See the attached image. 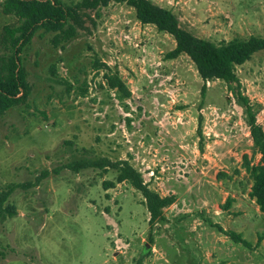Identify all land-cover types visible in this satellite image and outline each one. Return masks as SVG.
<instances>
[{"label":"rangeland","instance_id":"obj_1","mask_svg":"<svg viewBox=\"0 0 264 264\" xmlns=\"http://www.w3.org/2000/svg\"><path fill=\"white\" fill-rule=\"evenodd\" d=\"M150 1L216 44L264 36V0ZM16 23L0 2V35ZM87 26L61 48L36 34L22 55L28 104L0 115V194L25 186L8 201L16 215L0 220V264H264V214L245 169V157L256 166L261 155L235 85L205 83L186 55L167 59L174 38L126 4L101 8ZM111 73L130 98L108 87ZM236 73L264 130V51ZM103 158L128 161L151 190L176 197L164 223L150 228L141 193L114 171L66 167Z\"/></svg>","mask_w":264,"mask_h":264},{"label":"trees","instance_id":"obj_2","mask_svg":"<svg viewBox=\"0 0 264 264\" xmlns=\"http://www.w3.org/2000/svg\"><path fill=\"white\" fill-rule=\"evenodd\" d=\"M0 2L3 14L17 19L16 24L4 26L0 35V115L17 106L28 104L33 87L23 66L22 55L37 33L53 34L51 44L55 48H61L86 31L88 22L92 21V16L97 15L101 8L107 7L110 3L126 4L135 10L136 18L142 25L155 26L159 32L174 38L176 46L166 55L167 59L186 55L205 83L219 80L230 87L235 85L233 87L235 98L245 111L253 147L261 155L260 164L256 166H252L245 157V169L253 180L250 196L264 214V130L257 123L253 105L241 92V84L236 73L237 67L243 66L255 54L264 51V36L236 38L216 44L195 37L181 27L172 10L155 5L150 0H81L71 5L61 0H0ZM105 80L108 87L117 91L121 98L131 97V92L118 73L105 76ZM202 91L206 92V85ZM199 134L201 135L200 130ZM66 167L75 173L85 169L114 171L117 174V183L128 182L141 193L150 216V228L164 223L166 221L164 210L176 202L174 195L162 197L151 190L142 175L128 161L112 162L107 158L95 161L81 160ZM49 175V171H44L36 183H40ZM114 185L105 182L104 188L108 190ZM24 187L12 185L0 194V220L16 215L15 207L9 205L8 201L16 189ZM227 203L224 210L229 209L231 199ZM219 231L234 243L250 246L235 232H228L220 227Z\"/></svg>","mask_w":264,"mask_h":264}]
</instances>
